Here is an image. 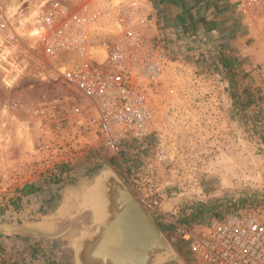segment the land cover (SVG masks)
Listing matches in <instances>:
<instances>
[{"label": "rangeland", "instance_id": "374dc122", "mask_svg": "<svg viewBox=\"0 0 264 264\" xmlns=\"http://www.w3.org/2000/svg\"><path fill=\"white\" fill-rule=\"evenodd\" d=\"M147 5V39L164 59L156 132L119 153L80 135L76 93L56 75L42 78L27 45L0 42V264H72L70 242L89 221L75 214L78 201L105 168L131 193L146 176L159 188L148 214L177 254L164 264L186 256L174 223L264 209V0H202L200 15L215 29L189 34L169 5ZM60 163L69 171L53 183ZM26 183L40 190L21 196Z\"/></svg>", "mask_w": 264, "mask_h": 264}, {"label": "built area", "instance_id": "2783aa9c", "mask_svg": "<svg viewBox=\"0 0 264 264\" xmlns=\"http://www.w3.org/2000/svg\"><path fill=\"white\" fill-rule=\"evenodd\" d=\"M147 3L0 0V42L27 45L42 65V78L56 75L69 86L81 102L80 135L112 153L156 132L153 100L164 59L147 39ZM137 184L132 194L147 213L155 212L159 188L147 176ZM260 208H242L193 226L174 223L176 243L186 255L181 264H264Z\"/></svg>", "mask_w": 264, "mask_h": 264}, {"label": "water", "instance_id": "95a60500", "mask_svg": "<svg viewBox=\"0 0 264 264\" xmlns=\"http://www.w3.org/2000/svg\"><path fill=\"white\" fill-rule=\"evenodd\" d=\"M105 172L108 180L102 188L110 197L104 216L98 218L88 195L92 189L88 190ZM75 214H87L89 221L81 222L82 228L70 242L74 264H164L176 258L153 218L109 168L99 171L85 187Z\"/></svg>", "mask_w": 264, "mask_h": 264}, {"label": "trees", "instance_id": "16d2710c", "mask_svg": "<svg viewBox=\"0 0 264 264\" xmlns=\"http://www.w3.org/2000/svg\"><path fill=\"white\" fill-rule=\"evenodd\" d=\"M158 2L167 4L172 9H174L173 17L175 18V21L178 23L184 34L195 33L198 26H202V28H204V30L207 32L215 29L216 23L214 20L207 19L206 17L200 15L198 5L202 2V0H158ZM220 63L222 67L227 71V73L233 74L235 65L233 57H230L223 51H221ZM243 91L247 93V90L243 89ZM254 99L255 95L253 93H248V96L245 99V103L249 105L254 102ZM56 170L58 173H55V175L52 177L53 183H59L62 174L68 172L69 168L67 164L60 163L56 166ZM39 190L40 187L38 185L26 183L20 188V194L21 196H30L35 194ZM10 203L15 206L16 201L13 200ZM209 209H211V207Z\"/></svg>", "mask_w": 264, "mask_h": 264}, {"label": "bare ground", "instance_id": "6f19581e", "mask_svg": "<svg viewBox=\"0 0 264 264\" xmlns=\"http://www.w3.org/2000/svg\"><path fill=\"white\" fill-rule=\"evenodd\" d=\"M107 176H108V173H106V172L101 174L98 181L95 182L94 185L91 188H89V190H88V191H90L92 189L89 192L90 194H88V195H91V197L93 199L92 200V208L94 209L95 214L98 218H101L104 216L105 210H107L106 209V207H107L106 200H109V197H110L106 188L105 187H104V189L102 188L104 186L105 182L108 180L106 178ZM162 259H164V258H162Z\"/></svg>", "mask_w": 264, "mask_h": 264}, {"label": "crops", "instance_id": "0c3cea01", "mask_svg": "<svg viewBox=\"0 0 264 264\" xmlns=\"http://www.w3.org/2000/svg\"><path fill=\"white\" fill-rule=\"evenodd\" d=\"M72 264H74V260H73V254H72Z\"/></svg>", "mask_w": 264, "mask_h": 264}]
</instances>
